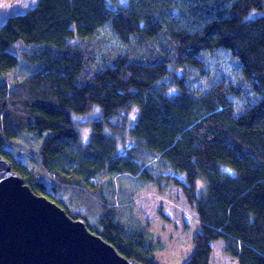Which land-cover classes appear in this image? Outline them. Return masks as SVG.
<instances>
[{"label": "trees", "instance_id": "1", "mask_svg": "<svg viewBox=\"0 0 264 264\" xmlns=\"http://www.w3.org/2000/svg\"><path fill=\"white\" fill-rule=\"evenodd\" d=\"M114 3L39 0L1 24V155L34 193L141 264H157L152 241L121 220L133 200L103 198L101 175L181 188L200 226L183 264H208L216 240L238 264H264V0ZM208 52L231 55L234 74L203 68ZM23 63L29 70L10 77ZM132 106L138 116L127 128L122 112ZM75 116L87 117L85 146ZM105 126L138 144L118 151ZM23 132H48L35 169L4 147ZM67 188L75 194L60 199Z\"/></svg>", "mask_w": 264, "mask_h": 264}, {"label": "rangeland", "instance_id": "2", "mask_svg": "<svg viewBox=\"0 0 264 264\" xmlns=\"http://www.w3.org/2000/svg\"><path fill=\"white\" fill-rule=\"evenodd\" d=\"M38 1L0 0V26L8 16L24 13L34 7ZM107 1L109 4H115V1L117 3L124 2V0ZM17 44L24 45L22 41H18ZM224 51L230 52L228 49H224ZM211 53L208 52L203 56V68H209L210 73H218L219 70H224L223 72L229 75L234 74L235 69H232V64L230 63V60H232L231 55L218 54L210 57ZM22 61L25 62L24 60ZM27 65L28 63H23L20 70L11 71L10 77L18 80L21 72L29 70ZM193 74L195 75L194 72H191L188 75L190 78H194ZM195 81L197 80L192 81V85L198 87L199 84ZM234 99L235 102L240 100ZM241 103L243 104L244 102L241 100ZM97 114L98 109L95 107L93 112L87 116ZM122 115L128 118L127 127L136 120L138 110L136 106H132L127 112H122ZM86 119L87 117H74L80 131V142L82 146H85L91 131L89 125L85 123ZM111 121L115 123L116 120L113 119ZM105 131L117 137L118 151L123 152L125 149L133 148L138 144L137 140L130 136L127 129L114 132L105 126ZM47 135L48 132H45L43 136L23 132L16 140L6 143L4 147L13 151L12 156L14 159H20L29 169H35L39 165V162L36 161L37 151L39 152ZM165 174L175 176L180 181L184 179L182 174L174 173L171 169L167 170ZM99 177L101 180L104 179L101 191L103 198L108 202L126 201L127 199L133 200V207L129 211L122 213L121 220L129 229L138 226L146 228L149 240L152 241L153 247L155 248L153 256L157 264H183L190 257L194 248L192 237L197 233L196 231L200 230V226L194 207L187 201L178 185H175L170 179H163L159 183L149 181L140 186L135 178L127 173L109 172ZM111 182L118 185L117 187L120 191H115L109 185ZM64 192L65 194H62V190L58 189L60 199H68L70 195L75 194V191L71 189L64 190ZM92 206L94 207L93 204ZM81 211L85 218H90L91 215H87L84 209H81ZM86 222H88V227L95 230L92 223L89 221ZM211 248L208 264H238L234 257H231L224 251V242L222 240L211 242Z\"/></svg>", "mask_w": 264, "mask_h": 264}, {"label": "water", "instance_id": "3", "mask_svg": "<svg viewBox=\"0 0 264 264\" xmlns=\"http://www.w3.org/2000/svg\"><path fill=\"white\" fill-rule=\"evenodd\" d=\"M0 264L141 263L119 253L83 218L34 193L0 153Z\"/></svg>", "mask_w": 264, "mask_h": 264}, {"label": "snow or ice", "instance_id": "4", "mask_svg": "<svg viewBox=\"0 0 264 264\" xmlns=\"http://www.w3.org/2000/svg\"><path fill=\"white\" fill-rule=\"evenodd\" d=\"M226 171H230V170H226Z\"/></svg>", "mask_w": 264, "mask_h": 264}]
</instances>
